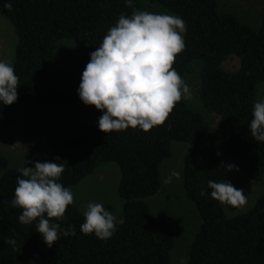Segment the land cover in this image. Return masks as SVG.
Returning <instances> with one entry per match:
<instances>
[{
	"label": "trees",
	"instance_id": "1",
	"mask_svg": "<svg viewBox=\"0 0 264 264\" xmlns=\"http://www.w3.org/2000/svg\"><path fill=\"white\" fill-rule=\"evenodd\" d=\"M8 2L11 10L4 7ZM144 2L184 20L185 48L173 68L182 78L192 60L202 62L201 102L216 117V126L207 129L202 114L181 99L167 120L149 131L129 127L105 133L98 127L104 111L99 110L86 131L60 143L51 162L64 165L58 181L64 187L78 183L103 162L119 166L121 219L106 240L81 232L83 213L71 204L62 219L50 222L61 229L71 225L75 234L60 232L47 246L36 230L38 219L29 225L19 222L22 209L10 201L21 174L0 154V264H174L172 231L145 201L159 188V165L170 157L172 141L188 144L182 185L200 219L182 264H264V192L250 209L228 217L211 198L207 184L221 182L232 171L226 170L228 164L253 181L264 178V141L252 139L249 130L256 85L264 81V9L254 30L234 15L219 12L216 0H133V7L143 11ZM131 13L125 0H0V15L16 34L12 66L19 79L17 100L11 105L0 102V135L18 106L80 99L78 88L90 53L120 15ZM61 39L86 48L65 71L53 72L49 57ZM230 55L238 57L239 67L227 72L221 63ZM10 239L16 243H8Z\"/></svg>",
	"mask_w": 264,
	"mask_h": 264
},
{
	"label": "clouds",
	"instance_id": "2",
	"mask_svg": "<svg viewBox=\"0 0 264 264\" xmlns=\"http://www.w3.org/2000/svg\"><path fill=\"white\" fill-rule=\"evenodd\" d=\"M125 4L132 8L131 15H120L99 47L90 53L78 88V96L85 105L104 110L98 127L105 133L129 127L149 131L162 125L182 98H192L189 86L173 68L176 56L185 48L184 20L166 13L138 10L133 7V0H125ZM4 7L11 10L12 4L5 3ZM18 85L12 62L0 60V102L4 105L15 102ZM249 130L252 139L264 141V98L253 104ZM33 163L32 167L17 170L21 175L17 177L10 203L22 209L20 223L29 225L38 219L36 230L51 247L60 232L65 236L75 234L71 225L61 229L60 224L50 222L64 217L74 196L58 182L65 170L62 163ZM225 167L226 170L236 168L234 164ZM172 177L179 179L180 173L173 171L164 182L170 183ZM207 184L211 198L221 204L237 208L247 204L243 190L230 182L208 180ZM200 194L203 196L205 192L201 190ZM83 217L80 225L83 234L94 233L101 240L112 237L116 217L103 204L88 203ZM8 243L14 245L16 241L10 239Z\"/></svg>",
	"mask_w": 264,
	"mask_h": 264
},
{
	"label": "rangeland",
	"instance_id": "3",
	"mask_svg": "<svg viewBox=\"0 0 264 264\" xmlns=\"http://www.w3.org/2000/svg\"><path fill=\"white\" fill-rule=\"evenodd\" d=\"M216 2L219 12L234 15L239 22L254 30L259 28L264 0H216ZM143 11L170 14L159 6L147 2H144ZM15 43L16 34L11 22L5 16L0 15V60H6L10 51H14ZM85 48L86 45L73 40H59L49 57L50 69L53 72L65 71ZM201 66L200 60L190 62L182 79L189 86L192 98L191 100L182 99L188 107L202 114L206 128L212 130L216 126L215 116L205 109L200 97ZM238 67L239 59L235 55L226 57L221 63L222 70L227 72L235 71ZM262 98H264V81L259 82L255 90L256 101ZM49 104H54V106L46 105L49 107L44 110H35L33 107L31 109L30 106L23 105L24 107L18 108H27L21 109L25 114L18 116L19 109H16L17 111L10 115L11 124L13 122L17 124L10 133L8 131L11 124L8 125L7 131L4 130L0 135V154L7 158L9 165L32 167L33 162H49L43 161L42 155L48 158V152L50 149L54 150L52 147L55 142L59 145L68 137L86 131L99 111L93 105H85L80 99L73 102L53 101ZM187 147L188 144L185 142L172 141L170 143L171 155L159 165V188L145 199L151 213L165 221L172 231L174 242L170 250V259L174 264H182L187 260L189 246L200 224L196 209L185 196L182 185V156ZM53 150L51 155L54 153ZM54 156L55 154L50 159ZM25 161L28 163L25 164ZM173 171L179 172L180 178L172 177L170 183H165V179L171 176ZM119 179L120 169L115 162L108 161L99 164L78 183L68 187L74 196L73 204L83 213L88 203H101L116 217L115 223L118 224L121 219L122 203L117 194ZM223 181L230 182L237 189H242L247 197V204L243 207L221 204L228 217L250 209L257 197L264 192V178L260 181H253L236 169L228 172L221 182Z\"/></svg>",
	"mask_w": 264,
	"mask_h": 264
},
{
	"label": "crops",
	"instance_id": "4",
	"mask_svg": "<svg viewBox=\"0 0 264 264\" xmlns=\"http://www.w3.org/2000/svg\"><path fill=\"white\" fill-rule=\"evenodd\" d=\"M16 44V43H15ZM15 48V47H14ZM13 59H14V51L12 52V50L10 51V53H9V55H8V57L6 58V61H11V62H13ZM79 100V99H78ZM78 100H76V101H78ZM49 103H53V101H50V102H45V103H43V104H40V105H38V106H30L31 107V109H32V107L36 110V109H42V110H44V109H47V107H49V106H46V105H52V106H54V104H49ZM79 105H81V104H79ZM81 106H83V105H81ZM18 107H24L23 105L22 106H18ZM18 107H16V108H14V110L11 112V114L10 115H13V113H15V111H17L16 109H19L18 110V112H17V115L18 116H21V115H23V114H25V112H23L22 110H24V109H27V108H18ZM56 107V106H55ZM22 109V110H21ZM98 114H99V111H98ZM98 114H97V116H96V118H95V120H94V122L97 120V118H98ZM215 119H216V117H215ZM10 120H11V116L9 117V121H8V124H7V126H6V128L4 129L5 131H7V127H8V125H10L11 124V122H10ZM57 120V119H56ZM56 120H54V122L56 121ZM93 122V123H94ZM216 122H217V119H216ZM92 123V124H93ZM17 124V122H13L12 124H11V126H10V128H9V133L11 132V131H13V129H14V127H15V125ZM17 131H18V133H19V130L17 129ZM79 135V134H78ZM67 136V135H66ZM76 136V135H75ZM72 137H74V136H72ZM68 138H71V137H68ZM67 138V139H68ZM46 142V141H45ZM44 142V143H45ZM43 143V144H44ZM61 143V142H60ZM60 143H59V145H60ZM171 143V142H170ZM59 145H58V143H56L55 142V145L52 147V148H54V150L53 149H50V151L48 152V158L43 154L42 155V160L43 161H45V160H47V161H49V162H51L53 159H50V158H52V156L55 154L56 155V153H57V151H58V148H59ZM42 146V149H43V145H41ZM52 150H53V155H51V152H52ZM186 149H185V153H186ZM171 152V151H170ZM185 153H184V155H185ZM2 155V154H1ZM171 155V154H170ZM184 155L182 156V164H183V157H184ZM4 156V155H3ZM5 157V156H4ZM55 157V156H54ZM6 158V157H5ZM169 158V157H168ZM50 159V160H49ZM6 160H7V158H6ZM8 161V160H7ZM163 161V160H162ZM161 161V162H162ZM8 166L10 167V168H16V169H19V168H21V167H18V166H16V165H9V163H8ZM24 166H28V165H24ZM23 167V166H22ZM29 167V166H28ZM183 168V167H182ZM120 222V221H119ZM169 226V225H168Z\"/></svg>",
	"mask_w": 264,
	"mask_h": 264
}]
</instances>
